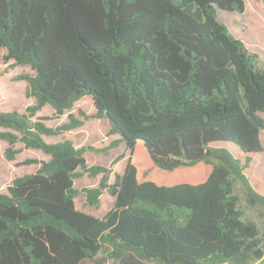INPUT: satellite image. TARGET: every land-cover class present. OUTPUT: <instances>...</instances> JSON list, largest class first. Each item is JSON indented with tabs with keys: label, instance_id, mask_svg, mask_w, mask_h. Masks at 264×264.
Returning a JSON list of instances; mask_svg holds the SVG:
<instances>
[{
	"label": "trees",
	"instance_id": "trees-1",
	"mask_svg": "<svg viewBox=\"0 0 264 264\" xmlns=\"http://www.w3.org/2000/svg\"><path fill=\"white\" fill-rule=\"evenodd\" d=\"M246 1L0 0L3 59L33 69L17 79L35 98L26 113L0 111V141L8 160L16 143L50 156L0 187V264H255L264 194L246 169L264 153V67L218 16ZM85 96L96 112L79 118L70 111ZM47 105L69 120L32 121ZM91 118L129 149L113 183L85 157L100 149L45 140ZM85 174L102 175L82 189L88 205L115 198L103 217L76 207Z\"/></svg>",
	"mask_w": 264,
	"mask_h": 264
},
{
	"label": "rangeland",
	"instance_id": "rangeland-1",
	"mask_svg": "<svg viewBox=\"0 0 264 264\" xmlns=\"http://www.w3.org/2000/svg\"><path fill=\"white\" fill-rule=\"evenodd\" d=\"M218 16L230 31L245 43L249 51L258 54L260 66L264 67V0H247L246 11L244 13L219 10ZM6 53V49L0 50V111L26 113L27 107L35 103V98L26 96L27 80H18L17 78L21 75H32L34 71L28 65H14L13 60L4 61L3 57ZM80 111H84L87 114H94L96 112L91 96H85L77 101L75 107L70 112L81 118ZM70 112L58 117L54 109L50 105H47L34 117H31V120L35 121L38 117L48 116L49 119L45 123L55 127L67 122ZM261 115L264 117V112ZM0 130L4 129L0 128ZM110 130L111 125L106 118H91L85 121V124L78 129L65 131L58 136L45 137V140L49 143H55L64 138H69L78 146L93 145L100 149V151H88L85 157L89 165L96 164L111 168L110 182L113 183L116 174H123L125 170L129 149L122 142H119L117 146H113V142L118 141L120 135L113 134ZM262 139L264 142V129L262 130ZM223 143L231 149V152L235 156H238L243 162L245 161V155L241 154L232 143ZM8 148V142L1 140L0 187L4 192H8V186L16 177L34 173L40 167L39 164H27V160L32 158L40 160L50 159V156L42 150L27 149L22 143H16L14 149L19 150V152L15 154L13 160H8L5 155ZM120 156H123L122 159L116 161V158ZM246 174L257 188L264 191V153L253 155L252 164L246 169ZM101 177V174L96 177L85 174L74 182V186L81 191L75 199L76 207L96 217H103L113 207L115 198L107 190H104L101 195L100 206H91L87 204L86 195L82 192V189L97 187ZM101 256L103 255L100 254L99 258ZM84 264H118V262L109 259L104 262L87 261ZM255 264H264V251L260 259L256 258Z\"/></svg>",
	"mask_w": 264,
	"mask_h": 264
},
{
	"label": "water",
	"instance_id": "water-1",
	"mask_svg": "<svg viewBox=\"0 0 264 264\" xmlns=\"http://www.w3.org/2000/svg\"><path fill=\"white\" fill-rule=\"evenodd\" d=\"M263 250L261 248L257 249L254 253L255 257L257 259H260L262 257Z\"/></svg>",
	"mask_w": 264,
	"mask_h": 264
},
{
	"label": "crops",
	"instance_id": "crops-1",
	"mask_svg": "<svg viewBox=\"0 0 264 264\" xmlns=\"http://www.w3.org/2000/svg\"><path fill=\"white\" fill-rule=\"evenodd\" d=\"M252 182V181H251ZM253 184V183H252ZM254 185V187L259 191V192H262V193H264V191H262V190H260L259 188H257L256 186H255V184H253Z\"/></svg>",
	"mask_w": 264,
	"mask_h": 264
}]
</instances>
